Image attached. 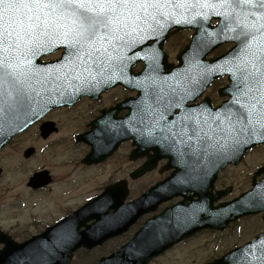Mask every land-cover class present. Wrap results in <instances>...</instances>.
Returning a JSON list of instances; mask_svg holds the SVG:
<instances>
[{
	"label": "water",
	"instance_id": "water-1",
	"mask_svg": "<svg viewBox=\"0 0 264 264\" xmlns=\"http://www.w3.org/2000/svg\"><path fill=\"white\" fill-rule=\"evenodd\" d=\"M186 15L191 18L190 13ZM214 17L219 19L217 26L210 24ZM176 19H183V17L177 15ZM221 21L222 18L217 16H212L207 21L197 17L196 21L190 24L161 20L164 27L161 29L160 25H154L156 30L149 31L147 39L143 40L144 49L133 52L135 53L134 60H143L146 64L145 69L135 77L139 80L138 86L143 88L145 94L153 92V87L173 84V79L178 77L181 78L180 83L185 85L189 92L201 93L215 78L229 75L231 83L224 89L223 95H229L230 99L216 110L217 116L216 113L212 118L202 115L198 120L204 125L205 131L211 128L218 132V125L221 122L224 126L227 125L226 116L234 118L235 114L240 111L239 105L233 103L234 98L239 99L241 103H246L248 100L238 89L239 83L234 81L237 78L240 81L241 77L238 57L241 55L242 45L234 39L235 33L228 31ZM176 25L183 28L191 27L196 29V32L192 37V43L179 54L180 64L172 66L166 63L162 45L167 38L166 31ZM161 32L163 36L159 37ZM134 39L138 40V38ZM149 40H153V44L147 45ZM233 41L237 45L227 53L214 59H206L207 55L217 47ZM60 47L53 48L51 51ZM65 47L66 52L63 59L49 63L39 62L42 54L51 52L47 48L41 49L38 55L32 57L33 67L41 74H62L66 68L72 66L70 62H75V57L71 54L72 50L66 45ZM167 69L170 71L167 72ZM79 71L80 69H77V74ZM84 77L86 78L73 79L72 86L66 85L59 91L45 94L41 103L33 106L35 114L29 112L26 115H20L19 119H12L11 127H6V130L0 133V148L11 136L26 128L49 109L72 104L78 96L90 93L92 85L90 82L93 79L87 73H84ZM242 87L241 85L240 88ZM217 117H220V120H217ZM149 124L150 122L145 121V126ZM211 135L212 133L209 132V136ZM259 143H264V141H253L227 154H219L213 153L211 149L205 151L201 145L193 141L196 151L199 149L201 152L204 166L206 165L203 171H194V173L188 167L176 171L170 178L145 193L143 197L128 204L124 203L128 194L125 182L110 186L102 195L90 201L66 219L63 224H60L58 230L53 228L43 236L33 237L22 244H17L9 237L0 236V241L5 243L4 249L0 251V264H41V258H46L50 264H70L74 253L79 248L92 249L101 245L109 238L121 234L142 214L152 210L160 202L175 195H185L188 190H195L199 198L192 201L190 205H185L182 201L168 208L161 215L152 218L127 245L107 257H102L97 264H149L153 257L200 230L206 228L224 230L230 222L264 210V198L249 195L258 185L264 186V178L252 190L231 202L218 206H214V202L226 195L229 190L219 191L218 197L209 191L220 170L228 163L239 164L246 151ZM206 147L205 145L204 148ZM98 155H100L99 151H93L89 159L96 158ZM189 155L192 159L195 156L188 152ZM154 165L155 161L150 160L143 169L137 170L133 175L135 177L141 175L152 169ZM261 172H264V168ZM195 178L198 180L196 181ZM110 209L114 211L109 213ZM93 219L95 222L88 225L87 223ZM82 227L85 229L80 230ZM253 245L250 251L249 246ZM53 251L55 255H49ZM253 256L264 257V234L210 264H249V261L251 264H264V260H252Z\"/></svg>",
	"mask_w": 264,
	"mask_h": 264
},
{
	"label": "snow or ice",
	"instance_id": "snow-or-ice-1",
	"mask_svg": "<svg viewBox=\"0 0 264 264\" xmlns=\"http://www.w3.org/2000/svg\"><path fill=\"white\" fill-rule=\"evenodd\" d=\"M212 16L221 17L242 45L237 87L248 100L234 98L240 111L234 118L226 116L227 125L221 122L218 132L205 131L195 117H187L192 123L184 128H159L157 140L181 155L185 150L195 155L193 141L219 154L264 141V0H0V133L11 127L12 119L35 114L33 106L45 94L72 86L73 79L86 78L84 73L90 76L93 70L122 62L120 48L147 39L154 25L162 29L161 20L190 24L197 17L207 21ZM65 45L75 57L65 72L41 74L33 67L32 57L41 49ZM249 195L264 198V186ZM41 264L50 261L41 258Z\"/></svg>",
	"mask_w": 264,
	"mask_h": 264
},
{
	"label": "flooded vegetation",
	"instance_id": "flooded-vegetation-1",
	"mask_svg": "<svg viewBox=\"0 0 264 264\" xmlns=\"http://www.w3.org/2000/svg\"><path fill=\"white\" fill-rule=\"evenodd\" d=\"M60 54L61 51L59 52V55ZM141 68L142 65L137 64L134 67V71L138 72ZM225 84V78L216 81L204 91L203 95H201L197 101L193 103L197 104L203 102L206 99H210L212 106L217 107L224 101V98L220 93V88ZM137 96V91L128 89L124 85H119L102 92L101 95L96 97L85 96L77 101L73 106L53 109L38 122L29 127L26 131L16 135L13 139H11L5 148L0 151V155L9 147L20 145L21 140L23 138H27L26 142L24 143L25 145L21 148L20 152V157L24 158L25 160H31L35 158L38 156L40 151H45L47 148L51 149L48 150L50 153H54L58 149L63 150L64 148L68 147L77 153L76 151L81 148L83 151L80 155L77 154L78 156L76 158L72 157L71 155L68 161H63V164L65 167L69 168V171L71 169L72 173H79L80 169L76 170L78 167H81L85 170H92L95 167L101 166V164L108 161L110 158L103 162L94 163L91 165L83 163L82 160L85 156L82 158V160H80V157L83 156V153L86 152V150H90V147L85 142H78V135L90 132L93 128L92 124L106 114L105 123L110 126L113 121L127 120L130 114L131 116L134 114L136 120L140 121L144 113L143 106L141 105L138 108L136 102L129 100L135 99ZM193 103H189V105H192ZM134 105H136V107L133 110ZM159 111V109H156L155 114ZM168 112H171L173 119H183L184 117V109L178 103H174L173 109ZM48 122H52L49 127L51 128V132L45 133L43 131V127ZM67 124H70L68 127H72L74 125V129L69 132H63L66 129L64 126ZM29 139L32 142L28 141ZM124 146H127V157L133 166L130 169L121 168L119 171L120 176L114 180L109 179L107 183L110 184L121 179H127L129 187H131L132 183L139 182L141 183V189L139 193L142 194L146 189L150 188L172 172V169L167 168L169 159H161L158 162L157 167L152 171L137 179L130 178L131 173L134 170L141 168L147 158L140 157L134 161L130 159V154L136 148L134 146L133 139H127L123 141L116 152H118ZM17 151L19 152V150ZM28 152L31 153L27 155ZM151 153H155V150H152ZM50 160L51 158L47 155L45 158H43V164L33 169H27V172H24L23 185L20 187L21 191L19 188V191L16 193V186L13 188H10L9 186H0V214L4 216L2 217L3 220H0V230L5 231L11 236H16V230L28 229L31 236L38 235L48 227L53 226L61 221L64 217L72 214L74 210L78 208V206L65 207L63 191L59 192L58 190L59 186L64 180L63 174L60 175V170H62L64 167L63 164H61L60 168L56 169V166L53 163H49ZM14 170L15 169H13V172ZM0 171L1 182L3 179L7 178V166L5 167L0 165ZM56 171H58L59 175L56 174ZM71 174L67 175L73 177ZM11 177L17 179V174H12ZM148 177H150L151 180H154L150 183L145 182V179ZM156 177L157 179H155ZM73 179L76 180L75 178ZM15 193V196H9L14 195ZM7 213L12 214V219L14 220L13 222L17 220L19 221V217L25 214L28 216V221L25 225H22L21 223L19 224L17 222L12 224L6 223V216H8ZM145 217L146 216L141 217L139 221L129 229V231L132 233L141 228L146 220Z\"/></svg>",
	"mask_w": 264,
	"mask_h": 264
},
{
	"label": "rangeland",
	"instance_id": "rangeland-1",
	"mask_svg": "<svg viewBox=\"0 0 264 264\" xmlns=\"http://www.w3.org/2000/svg\"><path fill=\"white\" fill-rule=\"evenodd\" d=\"M190 31H182L172 38H170L166 44V49L170 55L171 61H176L177 53L185 46L190 40ZM232 43H227L218 49L214 50L209 57H215L221 54L222 51L228 50L231 47ZM58 54H52L49 58L58 57ZM70 124L65 125L66 128L63 132H69L74 129V125L72 127H68ZM27 138H23L20 142V145H16L14 147H9L0 155V165L7 166V178L3 179L0 182L1 187L9 186L13 188L16 186V193L20 190L23 185V177L24 172L27 169H33L41 164H43V158L47 155L51 158L49 163H53L56 166V169H59L63 161H68L69 157L76 158L81 154L83 149L79 148L75 153L74 150H71L70 147L64 148L63 150H57L54 153H50L46 149L45 151H40L38 156L31 160H25L20 157L21 148L25 145ZM32 142L30 139L28 140ZM19 150V152L17 151ZM90 150H86L83 153V156L80 157V160ZM127 146L121 148L116 154H114L108 161L101 164V166L95 167L92 170H85L81 167L76 168L80 169L81 173H72V170L65 167L63 164V169L60 170V175H73V177L64 179L58 190L63 191V200L64 205L76 207L77 205H82L86 198L87 200H91L95 196L102 193L106 184L101 186L107 182L109 179H116L120 176L121 168L130 169L133 164L129 161L127 157ZM19 154H18V153ZM264 161V147L249 152L246 158L242 161V163L238 167H228L219 177V180L216 184L217 189L226 188L227 186H232V191L224 198L220 200L229 201L234 197L239 196L242 192L251 188L252 184V175L253 172L260 166V162ZM62 162V163H61ZM135 165V164H134ZM14 172H13V169ZM91 169V168H90ZM27 172V171H26ZM17 174V179H14L12 174ZM56 174L59 175L58 171ZM64 176L63 178H68L69 176ZM75 178L76 180H74ZM73 179V181H72ZM82 180L83 184H80L79 180ZM157 179V177L155 178ZM154 179L151 180L150 177L145 179V182L150 183ZM71 182V183H70ZM20 188V189H19ZM19 189V190H18ZM131 193L129 195V200L137 197L139 195L141 189V183L134 182L130 187ZM13 192V191H12ZM9 195L13 197L16 195ZM21 193V192H20ZM180 198H174L171 202L162 204L163 206L160 208L161 211L164 207L179 201ZM8 208V207H7ZM6 223H21L25 225L28 221L27 214L19 217V221H15L12 219V214L7 213ZM149 216V215H148ZM146 216V217H148ZM3 215L0 214V220H3ZM145 217V218H146ZM7 224V225H9ZM234 225H229L228 229L225 231H211V232H203L198 233L197 235L191 237L190 239L185 240L184 242L176 245L168 252L163 254L162 256L156 258L151 262V264H204L214 259L215 257H220L226 251L235 248L236 246L242 245L245 242L251 240L257 234L264 231V220L258 216H249L244 217L237 222L233 223ZM16 240L23 241L29 238L30 232L29 230L18 229L15 231ZM132 236V233L129 232L125 236L120 238H115L105 243L103 246L98 247L94 250L88 251L87 253L84 251H78L71 264H94L98 261L101 256L109 255L111 252L116 250L122 243H124L128 238Z\"/></svg>",
	"mask_w": 264,
	"mask_h": 264
},
{
	"label": "bare ground",
	"instance_id": "bare-ground-1",
	"mask_svg": "<svg viewBox=\"0 0 264 264\" xmlns=\"http://www.w3.org/2000/svg\"><path fill=\"white\" fill-rule=\"evenodd\" d=\"M262 164H264V161L263 162H260V164H258V165H262ZM63 176H66V174L65 175H63ZM108 181V180H107Z\"/></svg>",
	"mask_w": 264,
	"mask_h": 264
}]
</instances>
